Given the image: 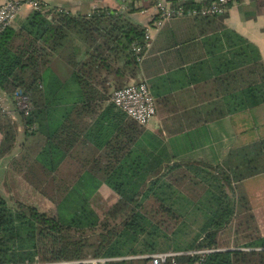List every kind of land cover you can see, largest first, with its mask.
I'll return each instance as SVG.
<instances>
[{
  "label": "trees",
  "instance_id": "obj_1",
  "mask_svg": "<svg viewBox=\"0 0 264 264\" xmlns=\"http://www.w3.org/2000/svg\"><path fill=\"white\" fill-rule=\"evenodd\" d=\"M129 12L99 9L91 16L57 12L51 20L35 10L18 28L10 26L0 33V89L11 98L22 89L33 104L30 114L21 111L26 138L10 166L57 205V215L52 216L34 205L14 206L0 192V261L216 247L202 260L201 253H183L175 257L176 263L169 257L163 264H264V235L251 224V215L238 223L237 232L246 223L245 229L256 231H245L243 237L249 239L245 244L237 240L230 249L225 247L230 242L221 241L238 211L247 209L244 197L232 194L234 183L264 172V139L251 149L245 147L234 160L231 157L226 169L182 157L181 151L171 149L167 141L113 103L98 113L110 79L119 88L147 66L148 61L139 63L133 51L134 43L144 40L145 29ZM224 17L195 20L201 26ZM204 30L200 33L207 59L191 68L206 69L208 78L216 76L211 78L223 86L215 117L263 103L260 74L264 65L258 48L222 21L217 31ZM77 40L85 46L82 58H78ZM68 45L75 49L66 50ZM55 54L71 68L66 81L48 66ZM201 79L194 71L192 80ZM99 85L105 91L97 89ZM89 116L95 118L94 124ZM0 131V155L4 156L15 145L17 125L0 118ZM230 161L234 163L229 165ZM103 184L117 193L118 200L100 222V230L90 234L88 230L95 226L86 227L88 222L80 223L79 217L84 218L85 207ZM191 219L198 228L192 238ZM136 260L149 258H125L111 264Z\"/></svg>",
  "mask_w": 264,
  "mask_h": 264
},
{
  "label": "crops",
  "instance_id": "obj_2",
  "mask_svg": "<svg viewBox=\"0 0 264 264\" xmlns=\"http://www.w3.org/2000/svg\"><path fill=\"white\" fill-rule=\"evenodd\" d=\"M41 1L49 7L62 8L67 13L75 15H89L106 6L116 7V4L110 0L105 1V3L96 0ZM1 2L2 0H0V4ZM57 8L50 10L51 12H46L47 18L54 19L58 12ZM33 11L35 10L32 6L24 3L12 26L18 28ZM151 12L152 10L145 13L135 10L130 11L129 16L135 23L144 27L148 23ZM223 16L225 17L221 20L217 18L219 20H215L216 23L207 25L203 22L201 26L198 25L200 21L195 20L196 18L178 17L169 20L154 36L151 48L144 59V61H148L146 68L142 67L138 77H131L129 83L141 79L147 80L156 98V115L149 125L144 127L148 132L157 134L164 141H167L171 149L181 151V156L184 158L201 159L209 164H220L227 169V163L231 157L234 160L235 155L244 151L245 147L251 149L250 146L253 143L264 139V102L235 113H229L223 118H216L213 110L217 107L218 101L222 99L221 89L223 86L218 84V81L215 82L216 76L213 75L211 77L215 78H208L206 69H193L203 76L199 82L193 81L194 71L191 66L200 60L207 59V51L203 45L204 36L200 32L205 31L204 28L208 29L209 32L217 31L218 23L221 21L227 29L240 34L258 48L261 62L264 65V0H239ZM220 28L219 31H221ZM76 42V45L81 49L78 58H82L85 56V46L80 40ZM222 50L224 52L226 47ZM48 66L62 82L68 79L71 68L59 54L53 56ZM60 69L64 71L63 76H60ZM260 77L264 81V70ZM108 85L109 93H105L106 98L99 102L98 113L110 104V91L117 88L112 79L108 81ZM97 89L102 92L105 91L101 85ZM3 100L6 107L15 113L16 103L13 98L3 93ZM19 113L21 117L20 110ZM88 121L94 124L95 118L89 116ZM21 128L22 125H19L12 151L4 156L0 155V171H4L6 176L10 169L18 178L25 180L19 172L10 166V161L19 155L26 138L25 133H22L23 139L19 141ZM2 138L3 134L0 131V143ZM233 163L230 161L229 165ZM228 171L230 170L228 169ZM5 181L6 177L0 175V192L3 190L2 186ZM234 184L236 191L243 185L245 191L248 189L254 191L256 203H253L252 194L246 192V194L240 195L247 201V209L244 210L243 214L251 215L253 224L257 227V233L264 235V172H259ZM1 194L6 198L8 196L5 192H1ZM244 239L243 237L237 239L234 237L231 245L229 247L225 245V247L234 248L237 240L241 244H245L247 240L244 241Z\"/></svg>",
  "mask_w": 264,
  "mask_h": 264
},
{
  "label": "built area",
  "instance_id": "obj_3",
  "mask_svg": "<svg viewBox=\"0 0 264 264\" xmlns=\"http://www.w3.org/2000/svg\"><path fill=\"white\" fill-rule=\"evenodd\" d=\"M105 3L107 0H96ZM116 5L115 8L106 6L105 10H117L121 12H129L133 9L146 12L152 10L149 15L148 23L144 26L145 35L142 42L136 41L133 45V51L136 54L137 61L143 62L156 33H158L165 24L178 17L202 18L208 16L226 15L229 9L236 5L239 0H110ZM24 3H28L34 10H39L46 15V12L55 10L57 7H49L41 0H2L0 4V33L13 25L19 11ZM58 12L67 13L62 8L56 9ZM97 11V10H96ZM51 12V11H50ZM94 12L90 13L91 16ZM3 91L0 89V117L9 113L4 108ZM18 109L30 114L33 109L31 97L22 89H18L13 97ZM109 102L113 103L118 109L122 110L126 115L135 120L139 125L146 127L156 115L157 102L150 88L149 83L145 79L132 81L124 86L113 90L109 97ZM219 248L210 247L199 250L188 251H158L149 255H130V256H86L83 258H65L59 260H36L25 262H3L0 264H111V262L125 259L147 257L149 264H163L169 257L175 262V257L183 253H201L202 257Z\"/></svg>",
  "mask_w": 264,
  "mask_h": 264
},
{
  "label": "rangeland",
  "instance_id": "obj_4",
  "mask_svg": "<svg viewBox=\"0 0 264 264\" xmlns=\"http://www.w3.org/2000/svg\"><path fill=\"white\" fill-rule=\"evenodd\" d=\"M75 49V47H73V45H68V47L66 48V50L70 51ZM64 68V66H63ZM60 76L64 75V71L62 69H60L59 71ZM113 92V90H111ZM110 91V94L112 93ZM109 93V92H108ZM4 103V101H3ZM16 111L15 113L8 109L4 103V108L9 112L6 115L0 117L2 118L4 121L9 122V120L13 123H16L17 125V133H16V138H17V134H18V128L19 125H22L21 131L19 133V141H22L23 139V134L24 133V126H23V121L20 117V113L18 110L17 105H15ZM14 170V169H13ZM1 172V177H6V181L4 182L5 184L2 186L3 190L1 191L2 193H7L8 196L7 198L9 199L10 203L14 206H17L20 203H25L28 205H34L36 207H38L41 211H44L52 216H56L57 215V205L55 202H53L51 199H49L48 197H46L44 194H42L41 192H39L38 190H36L35 188H33L31 185H29L25 180H23L22 178H18L16 176V174L14 172H12L10 169L8 170V174H6L4 171H0ZM247 193H250L253 195L254 191H251L250 189H248V191H245L244 189V185L239 187V189H237V191L235 190V192L233 191L232 194L233 195H237V197H239V199L241 198L240 195H244ZM253 203H256L257 201L254 198L253 195ZM118 200V195L116 194V192L111 189L109 186H107L106 184H103L102 187L92 196V198L90 199L89 203L87 204V206L85 207L84 211H85V216L84 218L79 217V221L80 223H82V221H86L88 222L86 227H91V226H95L94 230H88L90 234H92L93 232L99 231L100 230V222L105 218V215L107 213V211L110 209V207ZM244 203V201H242ZM245 205V204H244ZM244 209L240 212V210L238 211V215L235 217V219L232 222V225L230 227H228L221 235V241L225 244V243H231L232 240L234 239V237L237 238H241L244 236V233H249V232H254L256 233V231L248 230L245 229L246 226L243 224L239 225V232H237L238 230V223L242 220V222L245 223L246 220H248V216H246L247 214L244 213ZM245 218V219H244ZM82 220V221H81ZM78 221V222H79ZM252 225H254L253 223H251ZM188 225L190 226L188 230H190V238H192L194 236V234L197 232V223L192 222L191 220H188ZM246 231V232H245ZM189 235V234H188ZM244 238V237H243ZM247 239H244V241ZM245 248V247H244ZM95 256L93 254H89L87 256ZM137 258H141V256L137 257ZM43 261H47V260H43ZM134 264H149L148 261H144V260H136L134 261Z\"/></svg>",
  "mask_w": 264,
  "mask_h": 264
},
{
  "label": "water",
  "instance_id": "obj_5",
  "mask_svg": "<svg viewBox=\"0 0 264 264\" xmlns=\"http://www.w3.org/2000/svg\"><path fill=\"white\" fill-rule=\"evenodd\" d=\"M230 249H233V248H230Z\"/></svg>",
  "mask_w": 264,
  "mask_h": 264
}]
</instances>
